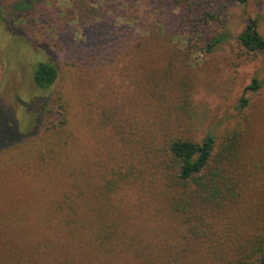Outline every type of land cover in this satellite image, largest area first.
<instances>
[{"label":"rangeland","instance_id":"1","mask_svg":"<svg viewBox=\"0 0 264 264\" xmlns=\"http://www.w3.org/2000/svg\"><path fill=\"white\" fill-rule=\"evenodd\" d=\"M251 18L264 35V0H0V264H141L111 249L133 238L208 264L263 235L264 51L237 40ZM221 32L230 39L209 49ZM40 61L58 67L48 89L33 79ZM236 130L241 194L223 216L204 214L198 241L196 218L167 202L160 147ZM69 196L128 231L96 248L62 217Z\"/></svg>","mask_w":264,"mask_h":264},{"label":"trees","instance_id":"2","mask_svg":"<svg viewBox=\"0 0 264 264\" xmlns=\"http://www.w3.org/2000/svg\"><path fill=\"white\" fill-rule=\"evenodd\" d=\"M237 1L244 3L247 0ZM230 37L229 32H221L212 38L209 49L220 42L229 40ZM237 40L240 46L249 52L264 51V35L259 30V20L251 18L244 30L237 36ZM57 77L58 67L49 61H40L34 68V82L42 89L50 88ZM259 87L260 83L255 78L247 88L258 90ZM242 103L246 105L248 99L243 98ZM124 139L120 138L118 140L123 142ZM238 139L239 132L237 130L233 133L228 132L227 138L218 145L213 134L207 135L199 142L171 136L166 138L165 144L160 147L158 153L160 155L159 164L164 174L163 177L167 180L163 182L171 190L167 202L173 206L174 211L178 212V216L182 219L188 220L189 218V220H193L194 217L196 218V223L192 225L191 231L198 241H201L202 236L206 234L204 214L212 218L223 216L236 203L241 194L240 178L234 172L232 166L237 155ZM108 189H110V186ZM83 194L84 192L80 193V195ZM69 199L71 204L67 209L62 210L66 212L65 216L62 217L67 218L68 221H73L75 224L82 221L81 229L83 231L81 233L84 238L94 239L97 242H94L96 248L97 245L103 248L102 240L108 239L109 233H125L128 231L124 228L121 229L116 223H113V225L103 223L102 218L105 216L106 211L108 213V210L98 211L99 214L97 212L94 216L91 210L77 207L71 196H69ZM59 211L54 210V213L58 214ZM196 211L203 214L194 216L193 212ZM189 212L191 213L189 214ZM90 214L94 217H90ZM76 229L74 228V231ZM88 229L90 230L87 231ZM93 235L96 238H93ZM230 244L231 242H228L227 248L223 246L216 248L211 257L208 258V264H264V233L248 239L245 245H237L235 242L233 246V242ZM142 245V241L134 238L115 239L111 249L117 247L134 249L141 264L194 263L191 257L185 254L187 247L180 249L178 246V249L173 246V243L163 244L158 242H147L145 247H141Z\"/></svg>","mask_w":264,"mask_h":264}]
</instances>
